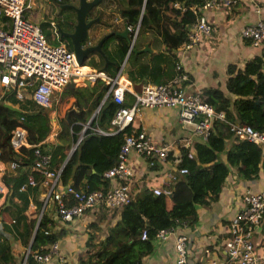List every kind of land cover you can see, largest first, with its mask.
Wrapping results in <instances>:
<instances>
[{
	"label": "trees",
	"instance_id": "trees-1",
	"mask_svg": "<svg viewBox=\"0 0 264 264\" xmlns=\"http://www.w3.org/2000/svg\"><path fill=\"white\" fill-rule=\"evenodd\" d=\"M58 1L63 3L68 0ZM175 2L179 6L174 5ZM203 2L204 0H120L118 12L124 19L125 26L134 29L139 25L156 31L166 50L172 51L188 40L189 26L200 14L197 7ZM113 38L117 39L116 52L122 61L128 49V41L120 35L112 34L105 39L103 46ZM61 40L72 48L68 37L62 36ZM157 56L168 55L163 53ZM226 71L227 90L235 95L233 107H229V100L226 98L225 103L217 105L214 96L218 95L223 100L219 92L205 90L207 97L203 94V98L214 104L216 111L224 110L225 120L213 119V126H210L205 141L193 144L194 154L189 156L190 146L183 149L177 168H186V171L179 172L171 185V192H155L146 187L136 195L132 194L130 201L122 208L115 207L119 210L118 220L103 238L95 240L91 236L94 243L90 244L92 247H89L78 264H142L143 257L153 249L158 230L174 228L183 223L193 224L197 217L196 205L208 204L218 199L231 167L244 178L253 179L258 176L260 168H264V150L250 140L234 136L228 122L236 119L264 130L262 59L253 57L242 67L230 63ZM0 94L1 159L5 162L14 160L18 166L25 167L22 172L5 171L3 181L9 191L17 193L22 200L20 215L29 206L27 195L30 194L33 216L31 215V222L26 226L22 242L29 245L32 251L46 252L47 245L58 236L49 229L50 220L43 207L46 201L38 198L45 176L33 168L34 149L38 147L41 151L51 153L48 166L54 172L60 169L59 178L63 184L71 183L76 189L85 191H106L111 179L104 172L116 164L124 134L132 126L109 134L93 129L98 127L107 130L111 125V118L119 104L109 95L86 127L85 110L76 107L69 111L67 121L72 140L77 141L79 136L82 137L67 158L68 145H48L45 142L51 131L47 110L39 107L31 98L18 97L15 88L0 86ZM125 95L123 105L128 106L132 104L134 96L129 92ZM4 103H10L18 109L9 108ZM16 126L27 130L29 143L18 150L9 145L10 133ZM225 151L226 161H222L220 153ZM29 174L33 175L35 185H28L27 190H20ZM46 190L47 187L43 189ZM53 207L55 210L54 203ZM27 260L28 264H39L31 252ZM0 264H13V254L7 243L0 244Z\"/></svg>",
	"mask_w": 264,
	"mask_h": 264
},
{
	"label": "crops",
	"instance_id": "crops-1",
	"mask_svg": "<svg viewBox=\"0 0 264 264\" xmlns=\"http://www.w3.org/2000/svg\"><path fill=\"white\" fill-rule=\"evenodd\" d=\"M47 1L50 7L53 6V9H56L57 6L59 10L62 8V3L58 0ZM105 4L108 6L106 7ZM119 4L120 0H103L98 6L99 8L97 7L93 11V15L95 12L100 13V20L96 21L98 25L92 38L93 43L107 32L122 31L128 28L118 12ZM174 5L179 6V3L175 2ZM257 8L260 10L257 11ZM197 9L200 13L197 18L203 14L212 26L211 33L200 42L192 47H185V41L174 50L167 51L156 31L139 26L132 49L129 52L127 49L121 61L119 53L116 52L117 39H110L103 46L107 56L103 57L95 53L93 57L83 63L85 69L101 71L92 90L90 92H74L67 89L55 91L53 97L56 106L51 118H57L64 109V119L68 124L67 111L78 107L85 110L84 117L87 122L106 99L107 84L103 79L104 76L116 75L121 68L122 80L127 81L130 90L138 91L146 83H163L170 79L176 72L174 62L181 63L188 74V80L182 84L184 93L190 94L200 89L202 94L207 97L205 90L212 89L219 92L218 94L223 99L221 100L216 95L214 96L215 103L217 105L225 103L226 98L229 100L227 104H230L229 107L232 109L235 95L230 93L226 87L228 64L233 63L242 67L247 60L258 56L262 59L264 72V47L260 44H253L250 40L240 36L243 26L254 23L258 19L264 20V0H239L233 6L223 9L202 10L199 5ZM33 10L34 8L31 11L35 14V10ZM50 13L49 11L48 14ZM66 16L75 21L74 15ZM54 20L51 17V24H49L50 28L53 27L51 33L43 31L49 41L54 40L59 43L61 41L55 32ZM163 53L168 56H157ZM106 61L107 70L103 71L102 67ZM31 91L32 88L28 86L24 91L26 98H30ZM128 92L132 94L131 91ZM60 93L61 99L58 100ZM51 121L53 128L56 121ZM211 122L213 123V119ZM233 122L239 121L235 119ZM130 125L136 130H144L155 143L169 145L167 158L164 162L157 157L149 159L134 150L130 152L131 193L136 195L146 187L156 192L170 193L171 185L180 172L177 165L183 149L190 146V150L192 149L194 154L193 144L204 142L206 137L192 126L182 124L178 108L170 106H139ZM50 141L52 138L46 137L45 142L48 145L63 143L61 140L54 143ZM227 142L229 143L230 140ZM220 159L226 161V151L220 153ZM8 162L4 161L1 165L0 180L3 183L5 171L16 173L25 169L24 166L18 165L11 168ZM113 182L114 180L111 179L110 184ZM5 186L6 191L0 192V244H9L13 254V264H21V257L24 256L28 246L23 244L22 240L26 235V226L30 224L33 216V204L32 207L28 206L27 209L22 210V215H20L19 207L22 200L17 193L12 194L6 184ZM43 186L44 188H42ZM27 187L28 185L20 190H27ZM46 187L44 183L40 185L38 198H44L45 191L43 189ZM248 189L253 191L264 189V168H260L256 178L250 179L240 176L238 171L231 167L218 199L212 200L208 204H197V217L193 224L177 225L164 237L156 235L153 249L143 257L142 264H176L175 237L178 234H183L186 237L187 264H225V240L228 236V226L236 212L243 207L242 195ZM43 207L50 220L49 229L55 232L58 237L47 245L50 250L56 243V251L52 252V256L47 262L39 264H78L94 243L91 236L95 240L103 238L119 218L117 208L105 205H99L79 216L68 219L57 217L51 200H46ZM20 216L22 217L20 218ZM253 238L255 251L264 261V218Z\"/></svg>",
	"mask_w": 264,
	"mask_h": 264
},
{
	"label": "built area",
	"instance_id": "built-area-1",
	"mask_svg": "<svg viewBox=\"0 0 264 264\" xmlns=\"http://www.w3.org/2000/svg\"><path fill=\"white\" fill-rule=\"evenodd\" d=\"M238 1L204 0L201 8L202 10L223 9L233 6ZM33 3V0H0V85L6 89L15 88L16 95L20 98L25 97L24 91L29 86L32 88L30 98L39 107L47 108L52 106L53 95L57 90L90 92L101 72L91 68L85 69L84 65L79 64L73 49L66 41L51 43L48 40L40 24L28 17L27 13L33 9ZM259 10L257 8V11ZM137 31L138 25L132 31L134 36ZM211 31L212 26L206 17L203 14L198 16L189 26L188 40L184 46L192 47ZM240 36L264 47V20L258 19L254 23L246 24L241 28ZM175 70V74L166 82L146 83L138 91L130 90L127 81L122 80L121 68L114 76H104L103 79L107 84L106 96L109 95L119 106L107 130L98 127L93 129L105 134L115 133L130 126L139 106H170L178 108L182 124L192 126L206 137L212 119L225 120L224 111H216L214 106L203 98L200 89L190 94L184 93L182 84L188 80V74L179 62L175 63ZM128 91L132 92L134 100L127 106L123 105V102ZM228 124L234 136L250 140L264 149V130L243 122L229 121ZM86 126L88 124L84 125ZM9 145L14 150H18L23 145L28 146L27 130L22 126H16L10 133ZM76 145L75 142L69 151ZM133 150L149 159L157 157L164 162L169 145L157 144L144 130L131 127L130 131L124 134L116 164L104 172V175L114 182L106 191L98 189L85 191L76 189L71 183L60 184V169L54 172L48 166L51 153L36 147L33 168L45 176L43 183L46 184L47 190L44 193V200H51L55 204V213L62 219L79 216L99 205L122 208L130 201L132 195L129 155ZM188 154L191 156L193 152L190 150ZM3 162L0 150V171ZM8 164L11 168L18 165L14 160L9 161ZM179 171L185 172L186 168H180ZM27 185H35L32 174L28 175L26 183L20 188L23 189ZM5 191L6 186L0 180V192ZM27 197L30 200L29 206L32 207L30 194ZM242 199L243 207L236 212L228 226L224 263L264 264L255 251L253 238L264 218V189L258 191L248 189L242 195ZM40 215L37 217V223ZM172 229L158 230L157 237H164ZM175 250L176 264H187L185 235H176ZM55 251L56 243L46 252L32 251L28 245L23 256V264H28L27 258L30 252L38 263H42L47 262Z\"/></svg>",
	"mask_w": 264,
	"mask_h": 264
},
{
	"label": "water",
	"instance_id": "water-1",
	"mask_svg": "<svg viewBox=\"0 0 264 264\" xmlns=\"http://www.w3.org/2000/svg\"><path fill=\"white\" fill-rule=\"evenodd\" d=\"M103 0H70V2L62 3L61 6L63 9L69 8L73 11L75 14V21L70 23V26H72L71 30H64L58 23L56 24L57 32L59 33V37L62 35H65L70 39V42L72 44V49L75 54L76 60L79 64H83L86 60L90 59L94 56L95 53L100 54L101 56L105 57L107 56L105 51L103 50V43L105 39H107L110 35L113 33L119 34L124 36L129 44L128 52L132 49V43L133 39L129 37L130 30L128 28L122 30V31H110L102 35L95 43L92 41V34L90 31L92 30V26L95 24L96 21L100 20V13H97L94 17H90V12L98 7V5ZM65 7V8H64ZM66 11V9H65ZM94 11V10H93ZM68 13L66 11V15L73 14ZM64 15V16H66ZM62 16L63 21L68 22L67 16L64 18ZM95 32V29L93 30V34ZM109 60V59H108ZM102 70H107V61L102 67ZM7 107L12 109H18L17 107L11 105L10 103H4ZM70 111V110H69ZM69 111H67L66 118H68ZM90 120L86 122L88 124ZM82 136H79L76 143L79 142ZM75 148V147H74ZM72 148L68 152V156L72 153Z\"/></svg>",
	"mask_w": 264,
	"mask_h": 264
},
{
	"label": "rangeland",
	"instance_id": "rangeland-1",
	"mask_svg": "<svg viewBox=\"0 0 264 264\" xmlns=\"http://www.w3.org/2000/svg\"><path fill=\"white\" fill-rule=\"evenodd\" d=\"M74 1H76V0H74ZM33 2H34L33 8L35 10V11L34 10L33 11L35 12V14H33L32 11L28 12L27 14H28V17L32 21H34L38 24H41L42 30H44L47 33H51V30H53L52 26H51V28L49 27V24H51V17L55 19L54 25H56L58 22H59L60 26L63 25V23H61V18L63 16V14L66 13L65 9L59 10L58 6L56 9H53L52 8L53 6L50 7L49 2L47 0H33ZM105 6L107 7L108 4H105ZM101 7H102V5H101ZM49 11L51 12L50 14H48ZM106 19H108V18L106 17ZM97 25H98V22H95V24L92 26V30L90 31L92 36H93V30L97 27ZM91 38H93V37H91ZM50 42L56 43V41H54V40H51ZM60 99H61V93L59 94V97H58V100H60ZM55 106H56V104L54 102V97H53L52 106L44 108L49 113V116H50L49 122L51 125V131L47 137L50 136L52 138V141H50L52 143H54L55 141L59 142V140H61L63 142V144L68 145V147H69L68 150H69L75 144L76 141L72 140L70 128L68 127L69 125L66 123V120L64 119V116H65L64 112H63L64 109H62L61 114L59 113L57 118L56 117L51 118V114H52ZM97 109L95 110L94 113L97 112ZM51 120L56 121L53 128H52V121ZM21 264H23V256L21 257Z\"/></svg>",
	"mask_w": 264,
	"mask_h": 264
},
{
	"label": "flooded vegetation",
	"instance_id": "flooded-vegetation-1",
	"mask_svg": "<svg viewBox=\"0 0 264 264\" xmlns=\"http://www.w3.org/2000/svg\"><path fill=\"white\" fill-rule=\"evenodd\" d=\"M66 2H70V0H68V1H65V2H63V3H66ZM76 2V1H75ZM66 9V11L68 12V13H73V11L71 10V9H69V8H65ZM96 10V8L94 9V11ZM97 14V12H95V15ZM75 16V14L73 13L72 14V16ZM95 15H93V10L90 12V17L92 18V17H94ZM66 16H64V18H65ZM61 20H62V22L61 23H63V25L61 26L64 30H71L72 29V26H70V23H72L74 20H73V18H69L68 19V24H67V22H65V21H63V19L61 18ZM58 24H59V22H58ZM57 35H58V37H59V33L57 32ZM62 36H65V35H62ZM61 36V37H62ZM61 37H59L60 39H61ZM70 40V39H69Z\"/></svg>",
	"mask_w": 264,
	"mask_h": 264
},
{
	"label": "clouds",
	"instance_id": "clouds-1",
	"mask_svg": "<svg viewBox=\"0 0 264 264\" xmlns=\"http://www.w3.org/2000/svg\"><path fill=\"white\" fill-rule=\"evenodd\" d=\"M100 4H101V3H100ZM100 4H99V5H100ZM99 5H98V6H99ZM96 8H97V7H96ZM54 26H55V28H56V25H54ZM127 27H128V29H129V26H127ZM138 28H139V25H138ZM129 30H130V38L133 39V43H134V40H135L136 35H135V36L133 35V32H132L133 29H132V28L129 29ZM55 32H56V34H57V28H56V31H55ZM60 41H64V40H61V39H60ZM133 43H132V47H133ZM128 47H129V44H128ZM82 65H84V64H82ZM96 71H97V70H96ZM118 71H119V70H118ZM118 71H117V72H118ZM97 72H101V71H97ZM100 74H101V73L98 74L97 78L100 77ZM112 76H114V75H112ZM95 82H96V81H95ZM106 89H107V85H106ZM105 97H107L106 94H105ZM98 109H99V107H98ZM91 118H92V117H91ZM91 118H90L89 120H91ZM85 124H86V123H85ZM79 141H80V140H79ZM75 147H76V146H75ZM68 152H69V150H68ZM67 158H68V154H67Z\"/></svg>",
	"mask_w": 264,
	"mask_h": 264
}]
</instances>
